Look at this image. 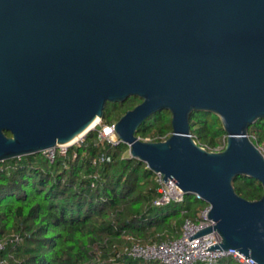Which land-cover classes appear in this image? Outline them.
<instances>
[{"label":"water","instance_id":"1","mask_svg":"<svg viewBox=\"0 0 264 264\" xmlns=\"http://www.w3.org/2000/svg\"><path fill=\"white\" fill-rule=\"evenodd\" d=\"M131 96L115 123L130 157L209 205L213 224L189 239L216 231L204 250L264 264V151L249 135L264 118V0H0V162L70 144ZM161 111L172 134L141 140ZM201 111L220 118L223 150L193 137ZM238 176L262 196L239 195Z\"/></svg>","mask_w":264,"mask_h":264},{"label":"trees","instance_id":"2","mask_svg":"<svg viewBox=\"0 0 264 264\" xmlns=\"http://www.w3.org/2000/svg\"><path fill=\"white\" fill-rule=\"evenodd\" d=\"M139 102L108 103L113 107L105 110L102 121L117 122ZM145 130L152 131L153 141L169 137L171 113L158 112L137 135H148ZM191 132L210 150L225 148L227 135L215 114L194 113ZM249 135L264 151V118L250 126ZM128 150L123 142L115 146L98 142L91 130L81 146L70 147L67 155L53 162L42 152L0 162V238L18 234L22 239L8 244L4 256L12 264H161L118 256L116 238L123 231L148 241L177 237L184 220L198 221L199 210L207 203H194L186 194L182 203L156 206L155 173L126 155ZM100 156L105 161L95 163ZM234 185L249 200L263 194L262 184L251 177L238 176ZM215 264L238 263L223 257Z\"/></svg>","mask_w":264,"mask_h":264},{"label":"built area","instance_id":"3","mask_svg":"<svg viewBox=\"0 0 264 264\" xmlns=\"http://www.w3.org/2000/svg\"><path fill=\"white\" fill-rule=\"evenodd\" d=\"M115 123L116 121L111 123L103 122L101 119L100 122L92 128V130L96 131V140L98 142H107L112 146L121 143L122 141L115 130ZM89 132L85 133L73 144H60L48 148L42 153L53 162L57 156L67 155L70 147L74 145L81 146L86 140ZM139 138L143 141H153L155 139L151 134L143 137L139 136ZM160 139L165 140L166 137H161ZM73 156L76 157L77 153H74ZM104 161L105 156H100L99 159L94 162L101 163ZM94 177L97 178L98 174L94 175ZM154 179L158 184L157 190L159 194L154 201L156 206L166 205L171 202H184L185 193L173 179H169L165 182L161 173H155ZM208 212L209 205L207 204L199 210L198 221L192 218H186L181 226L180 235L177 237H170L160 241H140L133 236H129V245L119 248L118 256L123 255L144 261H157L161 264H215L223 257H231L238 264H258L254 258H247V256L236 249H229L227 251L204 250L208 249L211 245L221 242V237L216 231L189 239V237L196 234L199 230L213 224V221L208 218ZM125 234L126 232L123 231L122 235ZM21 240L18 234L0 238V264H12L10 258L4 256V252L8 244L17 245Z\"/></svg>","mask_w":264,"mask_h":264},{"label":"rangeland","instance_id":"4","mask_svg":"<svg viewBox=\"0 0 264 264\" xmlns=\"http://www.w3.org/2000/svg\"><path fill=\"white\" fill-rule=\"evenodd\" d=\"M138 99H140L139 97H134V96H131L128 100H126L125 102H134V100L135 101H137ZM124 102V103H125ZM113 104H109L108 106H107V108L106 109H108V108H112L113 106H112ZM110 108V109H111ZM148 120V119H147ZM147 122V121H146ZM138 133H139V131H138ZM144 133H146V134H149V133H152V131L151 130H145L144 131ZM221 141L222 142H224V138L223 139H221ZM129 154V150L126 152V155H128ZM130 155V154H129ZM155 173V172H154ZM190 197H191V199L194 201V203H198V202H202V199H200V198H198L197 197V195L196 194H190ZM129 236H132V235H130V234H128V233H126L125 235H121V236H119V237H117L116 238V240H115V243H114V245L115 246H117V247H119V248H122V247H124V246H127V245H129V243H130V240H129ZM135 239H138V240H140V241H148L147 239H145V238H142V237H139V236H133ZM107 245V244H106ZM108 246V245H107ZM109 247V246H108ZM110 254V253H109Z\"/></svg>","mask_w":264,"mask_h":264},{"label":"bare ground","instance_id":"5","mask_svg":"<svg viewBox=\"0 0 264 264\" xmlns=\"http://www.w3.org/2000/svg\"><path fill=\"white\" fill-rule=\"evenodd\" d=\"M101 119H99L94 125H92L90 128H94L98 122H100ZM89 130V129H88ZM86 132H84L83 134H81L78 138H76L73 142H71L70 144H73L74 142H76L78 139H80ZM68 144V145H70Z\"/></svg>","mask_w":264,"mask_h":264}]
</instances>
